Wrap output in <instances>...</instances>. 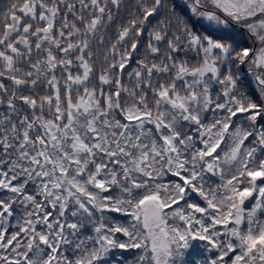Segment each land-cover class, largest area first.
<instances>
[{
    "label": "snow or ice",
    "instance_id": "snow-or-ice-1",
    "mask_svg": "<svg viewBox=\"0 0 264 264\" xmlns=\"http://www.w3.org/2000/svg\"><path fill=\"white\" fill-rule=\"evenodd\" d=\"M262 216L264 0L0 7V264H264Z\"/></svg>",
    "mask_w": 264,
    "mask_h": 264
},
{
    "label": "trees",
    "instance_id": "trees-1",
    "mask_svg": "<svg viewBox=\"0 0 264 264\" xmlns=\"http://www.w3.org/2000/svg\"><path fill=\"white\" fill-rule=\"evenodd\" d=\"M127 3H130L131 0H126ZM8 3V0H0V7H6ZM255 82L254 80L249 77V76H245L242 83H241V88L248 91L249 93L255 94ZM253 205L251 202H246L245 204V208H251ZM261 218H264V216H262ZM125 255H128V253H125Z\"/></svg>",
    "mask_w": 264,
    "mask_h": 264
}]
</instances>
